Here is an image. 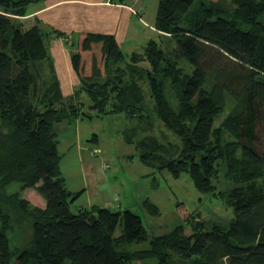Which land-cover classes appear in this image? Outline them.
Instances as JSON below:
<instances>
[{"label": "trees", "instance_id": "1", "mask_svg": "<svg viewBox=\"0 0 264 264\" xmlns=\"http://www.w3.org/2000/svg\"><path fill=\"white\" fill-rule=\"evenodd\" d=\"M36 1L0 0V264H264V0H159L156 29L174 45L150 41L130 55L112 35L80 34L70 48L80 85L67 97L48 42L70 39L25 25ZM117 114L155 115L179 152L147 138L137 144L143 164L188 172L201 192L224 199L232 220L187 215L190 235L179 226L149 240L130 209H73L81 192L67 188L55 126ZM12 183L34 189L44 208L8 195ZM19 224L31 238L15 249L8 232ZM148 240V249L127 248Z\"/></svg>", "mask_w": 264, "mask_h": 264}, {"label": "rangeland", "instance_id": "2", "mask_svg": "<svg viewBox=\"0 0 264 264\" xmlns=\"http://www.w3.org/2000/svg\"><path fill=\"white\" fill-rule=\"evenodd\" d=\"M125 2L134 3L137 8L146 7V20H156L159 0ZM156 41L159 44L167 43L165 39ZM170 44L174 45L173 42ZM172 104L177 105L174 101ZM147 121L130 120L124 114L92 116L91 119H80L61 134L58 150L66 185L74 192L86 188L73 209L79 206L90 208L93 204L102 206L107 201L111 202L112 207L118 205L121 211L130 209L142 217L149 240L154 236L168 234L179 226H183L185 234L190 235L192 230L185 220L187 215H200L205 223L228 224L233 213L224 199L201 192L188 172L184 171L175 177L167 167L159 169L157 163L153 167L143 164L140 157L143 151L137 147L139 141L152 138L174 156L178 155L180 144L175 134L155 115L150 123ZM95 149L99 150L98 154L94 153ZM161 156L165 159L167 157L165 153ZM225 184L226 179L222 175L221 182L217 183V191L223 190ZM93 190L97 193H92ZM17 192L21 197H27L33 205L44 207L43 198L34 189L21 191L18 183H12L6 189L8 195ZM113 194L118 195L119 199L115 200ZM101 199L104 203H100ZM146 199L158 207L159 214L151 215L148 212L142 205ZM8 237L15 249L22 248L31 238L24 224L13 226ZM149 240L143 244L128 245L127 248L131 251L148 249ZM155 263L151 260L135 261L133 264Z\"/></svg>", "mask_w": 264, "mask_h": 264}, {"label": "crops", "instance_id": "3", "mask_svg": "<svg viewBox=\"0 0 264 264\" xmlns=\"http://www.w3.org/2000/svg\"><path fill=\"white\" fill-rule=\"evenodd\" d=\"M146 16V7L137 8L134 3L130 4L125 0H39L28 6L27 15L22 18V21L26 26L38 23L43 30H57L68 35L70 39L68 44L65 39L55 37H50L48 42L61 93L67 97L73 95L80 85L70 54V48H76L79 35L83 33L112 35L126 55L140 53L150 41L157 42L156 39L161 41L165 39L156 29V20L149 22ZM70 125L72 123H61L55 126L59 143L61 134H64ZM98 153L99 150L96 149L95 154ZM85 190L86 188L80 191V197ZM92 193L97 192L93 190ZM113 196L115 200L119 199L118 195L113 194ZM25 199L28 200L27 197ZM100 203L104 201L101 199ZM93 206L98 205L93 204ZM98 207L111 208L112 204L107 201L105 205ZM112 208L120 209L118 205Z\"/></svg>", "mask_w": 264, "mask_h": 264}, {"label": "water", "instance_id": "4", "mask_svg": "<svg viewBox=\"0 0 264 264\" xmlns=\"http://www.w3.org/2000/svg\"><path fill=\"white\" fill-rule=\"evenodd\" d=\"M89 119H91L92 117L91 116H88Z\"/></svg>", "mask_w": 264, "mask_h": 264}, {"label": "built area", "instance_id": "5", "mask_svg": "<svg viewBox=\"0 0 264 264\" xmlns=\"http://www.w3.org/2000/svg\"><path fill=\"white\" fill-rule=\"evenodd\" d=\"M94 153H96V150H94Z\"/></svg>", "mask_w": 264, "mask_h": 264}]
</instances>
